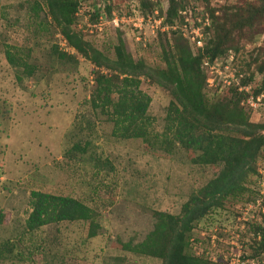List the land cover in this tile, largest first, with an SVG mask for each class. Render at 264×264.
<instances>
[{"label": "rangeland", "instance_id": "374dc122", "mask_svg": "<svg viewBox=\"0 0 264 264\" xmlns=\"http://www.w3.org/2000/svg\"><path fill=\"white\" fill-rule=\"evenodd\" d=\"M33 2L40 7L36 17ZM172 2L188 19L183 33L200 24L202 47L226 35L220 45L225 51L212 64H202L205 97L214 102L233 88L243 90L239 105L248 121L264 124V12H255L261 0ZM167 6V0H80L70 28L109 58L119 37L133 59L154 70L164 66L160 50L174 32L165 28ZM157 18L160 23L153 24ZM57 33L43 0H0V264H161L122 244L142 240L154 212L178 214L219 166L193 164V153L167 143L160 132L169 94L144 77L139 89L150 98L147 136L113 137L112 123L89 103L96 72L108 71L75 51L59 60L53 51V46L59 51ZM4 44L28 53L29 76L6 62ZM187 44L193 53L200 48ZM84 142L85 152L70 149ZM253 168L240 200H224L194 221L187 233L190 254L222 264H264V240L255 232L256 226L264 229V146ZM31 191L71 196L89 206L96 235L87 238L82 221L26 232Z\"/></svg>", "mask_w": 264, "mask_h": 264}, {"label": "trees", "instance_id": "16d2710c", "mask_svg": "<svg viewBox=\"0 0 264 264\" xmlns=\"http://www.w3.org/2000/svg\"><path fill=\"white\" fill-rule=\"evenodd\" d=\"M164 23L169 25L177 17L179 3L167 0ZM49 19L73 51L96 69L108 73L96 72L89 103L112 123L111 135L115 138H145L150 123L146 116L150 98L139 89L140 78L165 89L169 94L162 131L163 138L170 145L193 153L190 162L197 165L217 164L219 170L203 186L190 193L180 206L176 215L164 211L154 212L152 229L137 243L125 242L122 248L135 254L154 257L161 264H222L187 250V233L194 221L206 215L212 208L222 206L224 200H240L248 190L247 177L255 173L254 161L264 146V124H253L239 105L243 90L233 88L230 96L223 100L209 101L204 95L206 74L202 63L212 64L226 48L225 33L214 43H209L191 52L187 41L178 35V31H169L164 47H161L162 68L150 70L140 59H133L126 51L124 42L117 37L112 48V58L93 48L70 26L78 9V0H43ZM144 5V3H142ZM109 11V7H105ZM37 16L40 7L36 2L30 8ZM254 11V10H253ZM264 12V0L255 12ZM98 11L93 10L95 18ZM226 43V42H225ZM59 60L72 58L70 54L57 51ZM3 55L6 62L21 68L29 76L32 67L26 62L28 53L24 50L5 45ZM19 79V78H18ZM250 81V77L242 86ZM261 86L253 91L254 98L260 94ZM114 98H113V96ZM87 142L74 143L72 151L85 152ZM60 221L87 222L86 237L96 235L98 224L92 209L76 198L39 191L30 192V211L23 222L26 232H32L41 226ZM261 240L264 229L256 226ZM264 250V245L262 246Z\"/></svg>", "mask_w": 264, "mask_h": 264}, {"label": "built area", "instance_id": "2783aa9c", "mask_svg": "<svg viewBox=\"0 0 264 264\" xmlns=\"http://www.w3.org/2000/svg\"><path fill=\"white\" fill-rule=\"evenodd\" d=\"M80 1V0H78ZM184 10H179L177 11V17L172 21V23L169 26H166L165 28L167 29V27L171 28L172 30H177L182 37H184L187 41H190L191 44H195L197 47H202L201 46V33H199V26L198 25H191L190 26V30H188V34L183 33L186 30V24L188 22V19L184 16ZM100 18V17H99ZM116 18H112V22L114 24H116ZM205 20V18H204ZM149 21V17L148 20ZM196 21L199 23L200 19L196 18ZM153 24H159L160 23V18H157L156 20H152ZM202 24H204V22H202ZM56 37L58 38V49L59 51L65 52L67 54H72L74 51L73 49L67 45V42L65 41V39L59 34L57 33ZM204 65H208L209 63L204 60L203 63Z\"/></svg>", "mask_w": 264, "mask_h": 264}]
</instances>
